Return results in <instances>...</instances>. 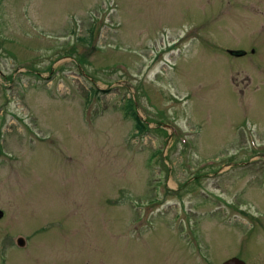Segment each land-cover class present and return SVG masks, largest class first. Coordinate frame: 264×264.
Listing matches in <instances>:
<instances>
[{"label":"rangeland","instance_id":"1","mask_svg":"<svg viewBox=\"0 0 264 264\" xmlns=\"http://www.w3.org/2000/svg\"><path fill=\"white\" fill-rule=\"evenodd\" d=\"M204 160L197 250L141 207ZM0 210V264H264V0H0Z\"/></svg>","mask_w":264,"mask_h":264},{"label":"flooded vegetation","instance_id":"2","mask_svg":"<svg viewBox=\"0 0 264 264\" xmlns=\"http://www.w3.org/2000/svg\"><path fill=\"white\" fill-rule=\"evenodd\" d=\"M246 162L242 164V166H247ZM231 166V164L225 163L221 165L219 169H211L213 171L212 175L201 176L197 174L187 175L186 179L182 181V184L178 185L177 188L173 189V191H168L166 189V194L163 197H155L153 199H148L146 202H143L142 207L146 214L145 221L149 220V213H152L154 216H167L171 215L173 218V223L177 224L181 230H185L182 233L183 236L188 237V242L197 250H202L205 247L206 243L204 240V234H201L199 223L197 218L195 217V203L200 201V194H204L205 197H212L217 204H224L226 206L221 205L218 207L223 209L225 212L228 209H231L234 212L241 213V208L230 206L229 200L226 201L219 192L216 195L213 192L220 191L221 189L214 190L209 184L204 183L203 180H199L202 177H206L208 179H219L217 182H221L223 180V176H219L218 173L222 171L223 167ZM199 174V173H198ZM216 182V181H214ZM162 187V186H159ZM168 187V185H166ZM172 193L173 196H169V193ZM162 195V194H161ZM160 195V196H161ZM174 209L171 213L166 214L169 209ZM216 222L217 220L213 219ZM203 239H202V238ZM205 243V245H204ZM207 247V245H206ZM234 258V257H232ZM238 258V257H237ZM231 259V258H230ZM229 259H226V261ZM225 262V261H224Z\"/></svg>","mask_w":264,"mask_h":264},{"label":"trees","instance_id":"3","mask_svg":"<svg viewBox=\"0 0 264 264\" xmlns=\"http://www.w3.org/2000/svg\"><path fill=\"white\" fill-rule=\"evenodd\" d=\"M134 102L132 100L129 101L127 105V113L130 115L136 122V127L138 128V131H144L145 129H148L147 125L141 121L137 113L133 111Z\"/></svg>","mask_w":264,"mask_h":264},{"label":"water","instance_id":"4","mask_svg":"<svg viewBox=\"0 0 264 264\" xmlns=\"http://www.w3.org/2000/svg\"><path fill=\"white\" fill-rule=\"evenodd\" d=\"M234 54H240V56L243 55L242 53H234ZM3 215H4L3 212L0 211V219L3 218ZM16 243L21 248H24L26 246V240L22 237L18 238L16 240ZM223 264H247V263L239 258H232V259L227 260Z\"/></svg>","mask_w":264,"mask_h":264}]
</instances>
